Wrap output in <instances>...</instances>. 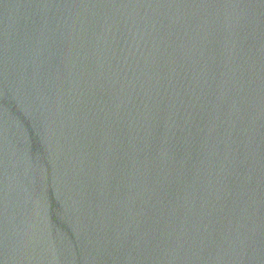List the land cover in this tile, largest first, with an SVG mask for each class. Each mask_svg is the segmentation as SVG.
I'll use <instances>...</instances> for the list:
<instances>
[{
  "label": "water",
  "instance_id": "obj_1",
  "mask_svg": "<svg viewBox=\"0 0 264 264\" xmlns=\"http://www.w3.org/2000/svg\"><path fill=\"white\" fill-rule=\"evenodd\" d=\"M0 264H264V0H0Z\"/></svg>",
  "mask_w": 264,
  "mask_h": 264
}]
</instances>
